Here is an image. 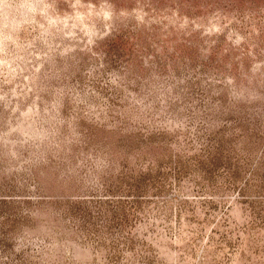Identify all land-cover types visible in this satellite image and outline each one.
<instances>
[{
  "label": "rangeland",
  "instance_id": "374dc122",
  "mask_svg": "<svg viewBox=\"0 0 264 264\" xmlns=\"http://www.w3.org/2000/svg\"><path fill=\"white\" fill-rule=\"evenodd\" d=\"M0 264H264V0H0Z\"/></svg>",
  "mask_w": 264,
  "mask_h": 264
}]
</instances>
